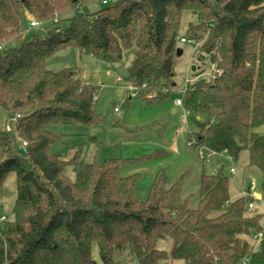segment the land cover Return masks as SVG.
<instances>
[{
  "label": "trees",
  "instance_id": "1",
  "mask_svg": "<svg viewBox=\"0 0 264 264\" xmlns=\"http://www.w3.org/2000/svg\"><path fill=\"white\" fill-rule=\"evenodd\" d=\"M94 1L0 0V198L6 177L17 175L14 217L0 223V264H100L95 244L101 264H119L125 252L138 264H264V236L254 240L264 212L257 204L250 210L252 195L232 196L222 168L201 175L191 208L179 198L182 178L171 185L163 170L138 199L139 176L122 174L125 159L80 162L78 150L71 158L53 153L62 135L50 125L92 127L104 118L97 84L46 64L70 45L107 61H121L134 47L126 80L156 103L176 85L180 39L200 40L222 73L185 90L184 107L197 127L192 146L227 151L235 162L246 154L264 195V0H107L96 12H80ZM58 13L67 15L65 26L52 21ZM27 15L46 22L45 36L37 30L22 38ZM2 115L16 119L25 152ZM168 238V250L157 247Z\"/></svg>",
  "mask_w": 264,
  "mask_h": 264
},
{
  "label": "rangeland",
  "instance_id": "2",
  "mask_svg": "<svg viewBox=\"0 0 264 264\" xmlns=\"http://www.w3.org/2000/svg\"><path fill=\"white\" fill-rule=\"evenodd\" d=\"M105 6L98 0L81 6L80 12L93 13ZM57 15L60 17L59 25L65 26L63 20L67 15L63 13ZM35 19L27 15L24 19L25 27L29 21ZM37 30L41 36L47 34L46 26L42 25L41 28L25 29L22 38L25 34L27 37L32 36ZM15 44L16 41L11 42L7 47ZM179 46L181 52L175 64L176 85L167 100L156 103L146 102L136 94L129 97L131 92L127 89L129 82L126 79L134 57V47L125 51L121 61H107L93 55L81 54L75 45L62 48L51 56L46 63L49 69L56 71L73 68L82 80L99 86L95 104L97 112L104 118L102 125L92 127L81 124L50 125L54 132L62 135L52 145L51 151L71 158L78 150L80 162H91L94 158L99 162H104L107 158L125 159L128 165L123 167L122 174L139 176L135 191L138 199L147 198L155 174L163 170L171 185L182 178L179 198L187 202L191 208L198 204L200 179L203 173L216 174L222 168L229 177L232 196L241 194L242 192L238 193L241 189L247 191L252 180H256L258 186H261L262 176L258 169L248 164L246 154H242L236 162L229 159L225 153L214 154L202 161L198 148L188 144L191 133L196 131L197 127L191 113H188L187 123H183L182 115L186 110L184 106L176 104V99L184 98L185 90L210 80L213 65L201 47L191 42L180 41ZM118 78L122 79V82H119ZM116 108L119 112L115 111ZM1 118L19 151L25 152L21 146L16 119L9 117L6 120L3 115ZM262 130L264 133V129ZM129 159L137 161L129 162L131 161ZM232 166L237 168L235 174L230 171ZM67 172L75 178L74 165L69 166ZM16 199L17 175L12 172L4 181L3 196L0 198V216H6L8 219L14 217ZM257 207L259 211L264 212V207L259 202ZM251 241L254 242L252 238ZM170 245L171 240L168 238L158 241L157 247L168 250ZM93 258L101 264L99 246L96 244L93 247ZM117 260L119 264H138L136 258L132 259L128 252L118 253Z\"/></svg>",
  "mask_w": 264,
  "mask_h": 264
},
{
  "label": "built area",
  "instance_id": "3",
  "mask_svg": "<svg viewBox=\"0 0 264 264\" xmlns=\"http://www.w3.org/2000/svg\"><path fill=\"white\" fill-rule=\"evenodd\" d=\"M108 1L107 0H103V3L106 4ZM53 22L55 23H59L60 22V17L58 15H56L53 19H52ZM46 22H41L39 20H31L29 22V26H28V30H32V29H35V28H41L42 25H44ZM181 42L182 43H187V42H191L193 44H195L196 46H200L201 44V41L200 40H197V39H189V38H186V37H182L181 39ZM2 48V46H0V49ZM222 73V70L218 69L216 67V65L213 64V73L211 75V79L215 78L217 75L221 74ZM118 81L119 82H122V79L118 78ZM127 89L128 91L131 92L130 96H133V95H137L138 93V89L135 87L134 84L132 83H129L127 85ZM176 104L179 105V106H184V99L183 98H178L176 99ZM185 108V107H184ZM116 111H119L118 108L115 109ZM186 113H184L182 115V121L184 124L187 123L188 121V113H190V111L188 109H186ZM22 141V140H21ZM195 140L194 139H190L189 140V145L192 146L194 144ZM24 149L26 148V143L24 141H22V145H21ZM198 152H199V156H200V159L202 161L206 160V158H209L211 157L212 155L214 154H217V152L207 148L206 146L204 145H200L198 146ZM207 153V154H206ZM223 153L227 154V156L229 157V159H231L232 161H234V158L228 154L227 151H224ZM230 171L232 174H235L237 172V169H236V166H232L230 168ZM257 191H258V183L256 180H252L250 182V185H249V188L247 191H244L242 192L243 194H250L254 197V201L250 202L249 204V208L250 210H254L256 208V204H257V201H261L264 205V197L262 195H258L257 194ZM7 219L6 216H0V223L1 222H4L5 220ZM264 236V228L263 230L257 232L255 235H254V240H255V244H259L260 241L262 240Z\"/></svg>",
  "mask_w": 264,
  "mask_h": 264
},
{
  "label": "crops",
  "instance_id": "4",
  "mask_svg": "<svg viewBox=\"0 0 264 264\" xmlns=\"http://www.w3.org/2000/svg\"><path fill=\"white\" fill-rule=\"evenodd\" d=\"M115 111H116V110H115ZM116 112H119V111H116ZM262 129H264V125L261 126V127L259 128V131L263 132ZM236 169H237V168H236ZM239 191H240V192H238V193L244 192V190H242V189L239 190ZM257 194H258V195H262V196L264 197L263 193H262L260 190L257 191ZM260 202H261V201H260ZM261 203H262V202H261ZM261 206L264 207L263 203L261 204Z\"/></svg>",
  "mask_w": 264,
  "mask_h": 264
},
{
  "label": "water",
  "instance_id": "5",
  "mask_svg": "<svg viewBox=\"0 0 264 264\" xmlns=\"http://www.w3.org/2000/svg\"><path fill=\"white\" fill-rule=\"evenodd\" d=\"M181 52V51H180ZM180 52H179V54H180ZM196 68L194 67V70H195Z\"/></svg>",
  "mask_w": 264,
  "mask_h": 264
}]
</instances>
